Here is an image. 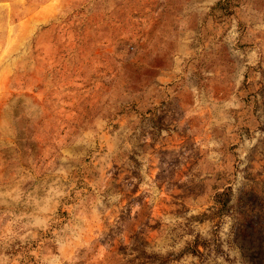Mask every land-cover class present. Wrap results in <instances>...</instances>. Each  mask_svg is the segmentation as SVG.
I'll list each match as a JSON object with an SVG mask.
<instances>
[{"label": "rangeland", "instance_id": "1", "mask_svg": "<svg viewBox=\"0 0 264 264\" xmlns=\"http://www.w3.org/2000/svg\"><path fill=\"white\" fill-rule=\"evenodd\" d=\"M0 264H264V0H0Z\"/></svg>", "mask_w": 264, "mask_h": 264}]
</instances>
